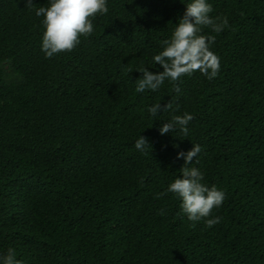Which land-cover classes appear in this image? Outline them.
<instances>
[{
    "label": "trees",
    "instance_id": "16d2710c",
    "mask_svg": "<svg viewBox=\"0 0 264 264\" xmlns=\"http://www.w3.org/2000/svg\"><path fill=\"white\" fill-rule=\"evenodd\" d=\"M32 2L0 0V257L12 248L21 264H264V0H206L229 21L203 29L218 75L142 93L138 70L163 71L153 56L190 0H107L93 33L50 58L35 15L50 0ZM170 100L173 110L148 113ZM184 112L187 137L160 134ZM195 144L186 166L225 194L212 227L190 221L175 194L156 196Z\"/></svg>",
    "mask_w": 264,
    "mask_h": 264
},
{
    "label": "clouds",
    "instance_id": "9594fccd",
    "mask_svg": "<svg viewBox=\"0 0 264 264\" xmlns=\"http://www.w3.org/2000/svg\"><path fill=\"white\" fill-rule=\"evenodd\" d=\"M26 7H33L32 0H24ZM109 11L107 0H50L48 7L35 9L37 17H43L42 25V51L46 57H52L60 52H70L79 43L81 36H89L93 33L92 19L98 14L105 15ZM212 5L206 0H190L185 5V11L171 34L169 39L162 41V50L153 56V61L162 66L163 71L151 72L148 68H141L142 73L135 91L142 93L145 90L157 91L165 80L172 82L173 90L179 92L177 81L181 77L191 76L199 71L209 80L218 75L220 69L219 57L210 50V45L215 43V36L203 34L204 28H210L214 33L222 32L229 27L227 17L216 16L210 13ZM179 105H176V109ZM173 110V103L168 101L163 106L157 102L147 108L152 117L159 112ZM193 116L184 112L182 115H174L169 122H165L160 128V134L172 133L179 127L184 137L188 135V123ZM134 147L147 155L152 146L147 137L139 135ZM201 152L199 144L187 152H178L177 157L184 159V166L179 170L181 176L175 178L164 192L157 193V198L173 193L181 199V209L190 221L205 220L206 227H212L220 222V217L208 218L214 208H219L225 194L215 185L209 187L202 183L203 173L197 167H187ZM160 215L165 210H159ZM194 226V225H193ZM2 264H21L16 259V252L9 248L7 253L0 257Z\"/></svg>",
    "mask_w": 264,
    "mask_h": 264
},
{
    "label": "rangeland",
    "instance_id": "374dc122",
    "mask_svg": "<svg viewBox=\"0 0 264 264\" xmlns=\"http://www.w3.org/2000/svg\"><path fill=\"white\" fill-rule=\"evenodd\" d=\"M22 131H24L27 134V137H30V139H28L29 141L32 140V135L33 134H32L31 131H27V129H23ZM38 142H39V140L36 143H38Z\"/></svg>",
    "mask_w": 264,
    "mask_h": 264
}]
</instances>
